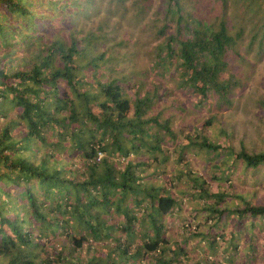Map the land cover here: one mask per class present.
Masks as SVG:
<instances>
[{
	"label": "trees",
	"instance_id": "16d2710c",
	"mask_svg": "<svg viewBox=\"0 0 264 264\" xmlns=\"http://www.w3.org/2000/svg\"><path fill=\"white\" fill-rule=\"evenodd\" d=\"M104 1L0 0V264H225L192 258L182 239H169L164 216L178 200L170 178L158 176L177 131L169 115L149 113L157 89L140 93L143 78L126 73L119 48L99 43L118 24L105 21L113 1L128 13L140 5L136 13L164 38L149 51L154 70L174 60L198 101L212 90L221 107L264 49V0ZM139 62L127 69L150 72ZM257 104L264 129V98ZM183 134L192 145L217 147ZM233 152L247 167L264 163V149L241 139ZM194 187L206 192L201 182ZM256 199L232 210L264 218V196Z\"/></svg>",
	"mask_w": 264,
	"mask_h": 264
},
{
	"label": "rangeland",
	"instance_id": "374dc122",
	"mask_svg": "<svg viewBox=\"0 0 264 264\" xmlns=\"http://www.w3.org/2000/svg\"><path fill=\"white\" fill-rule=\"evenodd\" d=\"M136 1L141 4L143 2ZM155 1L159 5L164 2L154 0L152 7ZM107 2L109 0L104 1ZM128 6H133V1ZM138 7L128 13L121 2L113 1L110 4V17L105 21L111 25L118 24L110 26L109 34L112 37L109 38L106 34L107 38L99 45L119 48L120 58L123 60L120 64L125 67L126 73L143 78L140 93L144 92V87L154 86L157 89L156 94H152L154 102L149 113L158 110L161 114L169 115L172 129L177 131V138L174 141L167 140L164 145L166 160L163 167L166 172L157 175L158 179L170 178L178 200L176 211L164 216L169 228L167 235L169 239H182L181 243L192 258L212 256L225 264H264V218L259 215L251 216L249 213L238 216L237 209L232 210L246 203L244 198L249 201L253 198L252 202H259L260 199L256 197L264 196V163L251 168L233 156V149L239 148L240 139L245 146L253 145L255 149H264L263 110L257 104L259 97L264 98V49L256 54L257 57H253V70L248 74L245 86L228 94L230 103L214 107L216 101H219L216 92L210 90L199 102L198 94L182 84V74L179 69L174 70L177 67L174 60L163 59L154 70V51H149L163 42L164 38L157 35L156 29L149 24L148 15L136 13ZM103 17L100 15L98 21H102ZM255 47L254 44L252 50ZM252 55L253 51L251 57L243 56V61L247 62ZM130 60L145 62L150 72L145 75L139 69L128 70ZM140 62L139 66L142 64ZM235 63L237 62L233 64ZM161 95L165 98L164 102L160 100ZM210 115L211 121L202 125ZM221 129L226 133L221 132ZM185 132L191 135L197 132L206 136L217 147L213 149L212 146L207 148L200 144L192 145L186 140L183 134ZM227 132L230 137H227ZM227 147H231V152ZM140 154L148 155L146 151ZM152 171V166L146 167L145 173L150 175L147 179L152 178L157 182ZM185 172L191 173L194 178L190 180ZM198 182L206 186V192L201 193L194 187ZM222 189L227 195L217 198L216 193ZM215 199H218L217 204L214 203ZM211 208L217 210L212 211ZM209 231L215 235V241L211 244L206 234ZM234 244L236 246L233 250Z\"/></svg>",
	"mask_w": 264,
	"mask_h": 264
},
{
	"label": "built area",
	"instance_id": "2783aa9c",
	"mask_svg": "<svg viewBox=\"0 0 264 264\" xmlns=\"http://www.w3.org/2000/svg\"><path fill=\"white\" fill-rule=\"evenodd\" d=\"M101 154V152L100 151H98V155H100Z\"/></svg>",
	"mask_w": 264,
	"mask_h": 264
}]
</instances>
